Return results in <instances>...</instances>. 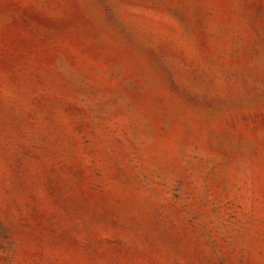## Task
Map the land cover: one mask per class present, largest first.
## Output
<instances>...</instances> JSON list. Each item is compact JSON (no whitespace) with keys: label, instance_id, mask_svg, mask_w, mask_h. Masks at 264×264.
I'll list each match as a JSON object with an SVG mask.
<instances>
[{"label":"rangeland","instance_id":"1","mask_svg":"<svg viewBox=\"0 0 264 264\" xmlns=\"http://www.w3.org/2000/svg\"><path fill=\"white\" fill-rule=\"evenodd\" d=\"M0 264H264V0H0Z\"/></svg>","mask_w":264,"mask_h":264}]
</instances>
